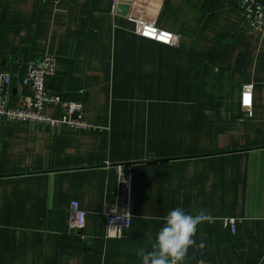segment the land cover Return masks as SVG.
<instances>
[{
	"label": "crops",
	"instance_id": "crops-1",
	"mask_svg": "<svg viewBox=\"0 0 264 264\" xmlns=\"http://www.w3.org/2000/svg\"><path fill=\"white\" fill-rule=\"evenodd\" d=\"M45 53L57 57L47 88L81 103L90 127L0 116V264H140L175 207L208 215L184 264H264V35L238 0H0L10 107L33 95L21 82ZM106 161L135 164L123 238H105ZM72 200L88 246L66 245Z\"/></svg>",
	"mask_w": 264,
	"mask_h": 264
},
{
	"label": "built area",
	"instance_id": "built-area-1",
	"mask_svg": "<svg viewBox=\"0 0 264 264\" xmlns=\"http://www.w3.org/2000/svg\"><path fill=\"white\" fill-rule=\"evenodd\" d=\"M238 6L243 13V22L251 32L264 35V0H238ZM57 57L51 53L26 65L22 85L28 84L34 89L33 95L19 107H10L4 96V87L11 82L7 72L0 74V116L8 120L33 121L51 127L68 125L76 129H87L90 124L84 117L83 106L79 102L64 101L60 94L49 90L46 79L56 72ZM252 83L243 85L241 103L249 108L253 104ZM52 104L62 106L61 114L53 116L46 112L45 106ZM113 166L116 172V184L113 198L105 208L106 234L105 238H123L132 224V191L134 162H105ZM232 229H235L236 219L227 218ZM86 223V212L78 200L70 202L69 228L78 240L77 246H88L82 231ZM192 264H212L204 259H197Z\"/></svg>",
	"mask_w": 264,
	"mask_h": 264
},
{
	"label": "clouds",
	"instance_id": "clouds-1",
	"mask_svg": "<svg viewBox=\"0 0 264 264\" xmlns=\"http://www.w3.org/2000/svg\"><path fill=\"white\" fill-rule=\"evenodd\" d=\"M164 223L150 241L151 250L140 247L136 255L140 264H184L197 225L208 219L202 209L193 215L181 207L170 209L164 216Z\"/></svg>",
	"mask_w": 264,
	"mask_h": 264
},
{
	"label": "water",
	"instance_id": "water-1",
	"mask_svg": "<svg viewBox=\"0 0 264 264\" xmlns=\"http://www.w3.org/2000/svg\"><path fill=\"white\" fill-rule=\"evenodd\" d=\"M91 241H92L91 239H85V242H91ZM77 243H78V240L76 238L68 237L66 239V245L67 246H71V245H76L77 246Z\"/></svg>",
	"mask_w": 264,
	"mask_h": 264
},
{
	"label": "rangeland",
	"instance_id": "rangeland-1",
	"mask_svg": "<svg viewBox=\"0 0 264 264\" xmlns=\"http://www.w3.org/2000/svg\"><path fill=\"white\" fill-rule=\"evenodd\" d=\"M30 62H33V61H30ZM29 63V62H28Z\"/></svg>",
	"mask_w": 264,
	"mask_h": 264
}]
</instances>
